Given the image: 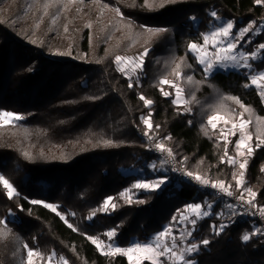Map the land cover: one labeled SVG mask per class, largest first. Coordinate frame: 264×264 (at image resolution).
Wrapping results in <instances>:
<instances>
[{"label": "trees", "instance_id": "trees-1", "mask_svg": "<svg viewBox=\"0 0 264 264\" xmlns=\"http://www.w3.org/2000/svg\"><path fill=\"white\" fill-rule=\"evenodd\" d=\"M148 4L0 0V110L25 117L0 125V173L20 193V198L8 200L0 185V219L9 209L16 213L14 222L0 225V264H24V244L39 250L43 258L55 251L69 264H129L123 254H103L86 236H105L116 228L117 242L129 246L134 239H147L161 230L183 205L202 202L206 196L209 202L215 199L211 192L170 173L172 181L163 191L141 192L142 202L123 200L121 191L139 177L134 170L148 169L159 159L146 150L142 114L153 112L151 122L160 125L156 136L162 140L170 134L171 139L163 142L180 161L187 158L183 164L188 170L225 183L232 181L234 169L220 164L223 139L207 124V116L221 113L236 120L244 109L226 97H238L251 110L244 115L252 119L255 138L264 139V120L258 119L264 117V103L258 91L243 87L247 81L236 71H217L205 80L193 56L186 54L187 43L202 42L190 16L204 19L216 10L241 27L264 17V5L254 0H148ZM181 10L188 15L175 24L164 22ZM141 25L167 31L153 34ZM146 47L151 51L144 57L139 86L133 83L130 89L115 56L140 54ZM178 78L191 113L161 94V87L166 88L161 80ZM141 93L154 101L150 109L138 98ZM254 150L243 179L264 206V147ZM228 151L233 153V144ZM108 196L114 197L116 210L104 214L99 208ZM23 197L60 206L58 211L77 231L61 215ZM219 209V204L213 207L215 213ZM232 219L212 215L199 220L194 235L200 248L191 258L202 264H264L261 226L255 228L251 222L255 219L243 215ZM212 224L217 230L220 224L228 227L216 234ZM244 234L249 241L242 240ZM205 239L208 245L202 244Z\"/></svg>", "mask_w": 264, "mask_h": 264}, {"label": "snow or ice", "instance_id": "snow-or-ice-1", "mask_svg": "<svg viewBox=\"0 0 264 264\" xmlns=\"http://www.w3.org/2000/svg\"><path fill=\"white\" fill-rule=\"evenodd\" d=\"M166 2H171V0H166ZM254 3L256 5H264V0H254ZM143 6H149L148 0H144ZM163 6L164 3H161L160 7ZM115 11L123 18V14L120 13L119 8H116ZM210 17V23H212L211 30L199 33V37L202 39L201 43L195 41L187 43L186 54H191L193 56L197 66L204 74L205 80L211 77L216 71H236L243 75L247 81L243 87L255 88L258 91V94L261 97H264V70H258L254 67L256 62L264 63V55H262L264 54V43L256 45L255 49L252 51L244 50L245 44H253L252 36H259L264 33V20H261L259 23L257 21H250L244 27H237V21L235 19L225 20L217 14L216 10L210 12ZM190 19L194 21L196 18L192 17ZM129 26H131V21H129ZM140 27L146 28V26L143 25ZM146 30L153 34L167 31V29L164 28H146ZM65 31H67L66 27ZM32 42L35 43V41ZM150 51L151 49L146 47L137 57L115 56L114 63L117 66V70L128 80V87L130 89L134 87L133 80L136 81V86H139V81L143 73V57ZM52 54L64 55V53ZM181 62L184 63L183 58H181ZM186 66L191 68V65ZM180 68L181 64H177L175 70L177 76L181 75L179 71ZM187 79L191 81L192 77L188 76ZM160 84H167L174 90L173 92H169L165 91L163 87L160 89L161 94L165 98H171L172 103L180 108L183 101L186 99L181 95L183 89L167 79L161 80ZM138 98L144 102L146 108L150 109L154 104V101L146 99L142 93ZM226 99L234 101L240 108L244 109V112L251 111L243 105L238 97L229 96L226 97ZM185 111L191 113V107L186 108ZM232 111L235 112L234 109ZM244 112L239 113V125L233 123L231 128L226 131L225 127L219 128L224 143V154L219 158L220 164H227L229 167L239 170L238 174L235 170L232 173V180L235 181V191L232 190L233 185L231 183L226 184L224 180H209L200 174H194L192 171H185L182 167L174 166L173 162L175 158L173 150L166 147L163 142V140L171 139L170 134L163 137L161 140L156 136V133L160 129V125H153L151 122L153 112L149 111L147 116L142 114L139 117L140 124H142L145 129L142 132V137L149 143L146 150L158 154V163L153 161L147 165L148 170L153 177L152 179L142 175L140 178L136 179V182L131 186V189H124L120 193V196L125 197L126 194L132 193L139 194L140 191L145 193L163 191L172 181L170 173H179L188 183L195 184L198 189H211L212 191L210 195L215 199L209 202V199L206 196L202 202L197 201L187 203L183 206L182 210H177V214L173 215L172 221L168 225H164L161 231L154 233L152 237L144 242L133 240L128 247H120L117 244L119 233L116 228L104 233L107 237V243L103 240H99L96 236L89 235L86 236V238L105 255H126L129 264H144V261H148V264H194V261L188 257L193 253L198 252L200 245L197 243H189V239L192 237V232L196 230V224L199 220L212 215L219 218L225 214L233 218L231 222H234L236 216L241 215H259L260 217H264V206L257 208L255 202L257 192L253 191L251 187H246V181L243 179L247 170L248 160L255 152L254 148L251 146L253 140L252 133L247 130L248 126L252 123V120L251 118L244 119ZM23 119H25V117L19 113L0 110V125H11ZM219 119L220 117L217 115H208L207 124L213 130H217V121ZM258 119L264 120V117ZM189 123H191V121H189ZM226 124L227 121H225V125ZM136 126L139 129L140 125ZM201 127L203 129L204 125H201ZM205 135H207V131H205ZM229 136L236 137L234 141L236 156L229 154L228 145L233 143V141L228 138ZM256 141V149L264 147V139H261L259 135H257ZM105 143L111 144L112 142L106 141ZM27 155L28 154L25 153V156ZM238 157L240 159H238ZM186 160L187 158L185 157L179 163L183 164ZM262 171H264V169H262ZM0 185H2L4 194L8 200L20 198V193L14 184L2 174H0ZM237 192H239V195L236 194ZM23 199L28 200V202L33 205H43L57 215H61L58 211L60 206L56 204L46 203L44 200L40 199H29L28 197H23ZM113 200V196L106 197L103 200L99 211L104 214H110L112 211H115L116 205L110 204ZM128 202L131 203L132 200L128 199ZM216 204L220 205V209L218 212L213 213L212 209ZM18 209L19 211L24 210L22 205H19ZM95 215L96 213L94 212L92 216L87 217V219L91 220ZM177 215L179 216V219H177ZM15 216L16 213L12 209H9L5 218L0 219V225H7L8 223L14 222ZM61 219L64 220L69 228L77 231V229L68 222L65 216H61ZM189 223L192 226L191 230H188ZM118 227L119 225L117 228ZM210 227L216 231V234H219V232L228 227V225L220 224L218 230L216 224H212ZM256 231L259 232L261 230L257 229ZM255 234L256 232L253 233V235ZM242 240L247 242L250 240V236L244 234ZM209 243L210 242L207 239L202 241L203 245H208ZM24 248L27 251L26 264H33V253L36 250L29 248L27 244H24ZM104 249H110V252H105ZM36 255L41 256V259H43L42 254L39 251H36ZM55 255V251H53L52 254L48 256V264H51ZM60 259L64 260V264H67L64 257H60Z\"/></svg>", "mask_w": 264, "mask_h": 264}, {"label": "rangeland", "instance_id": "rangeland-1", "mask_svg": "<svg viewBox=\"0 0 264 264\" xmlns=\"http://www.w3.org/2000/svg\"><path fill=\"white\" fill-rule=\"evenodd\" d=\"M210 14V13H209ZM188 14L185 12V11H183V10H181V11H178V12H176V13H174L173 15H171V16H169V17H167L166 19H165V21L164 22H167V23H171V24H175V23H177L178 22V20H180V19H182L183 17H185V16H187ZM193 16H190V18H192ZM220 17H222V16H220ZM196 19L193 21L192 19V21H193V28L195 29V31L196 32H199V33H204V32H207V31H209V30H211V28H212V23H210V21H211V17H205L204 19H202V18H197V17H195ZM225 20H227V18H225V17H223ZM261 20H264V17H260V18H258L257 20H253V21H257L258 23L261 21ZM238 27V26H237ZM241 27H244V26H241ZM252 40H253V44L252 45H248V44H245L244 45V50L245 51H252V50H254L255 49V47H256V45H258V44H260V43H264V33H262V34H260L259 36H252ZM197 43H201V42H197ZM140 54H125V55H121L122 57H137V56H139ZM262 55H264V54H262ZM145 57V56H144ZM144 57H143V61H144ZM122 66H126V65H122ZM254 67H256L258 70H264V63H262V62H256L255 64H254ZM217 72V71H216ZM223 72H225V71H223ZM214 74V73H213ZM141 80V79H140ZM169 81H172V80H169ZM172 82H174L179 88H181V89H183V92L181 93V95L183 96V97H185V94H184V88H183V86H182V84H181V80H180V78H178L177 80H173ZM133 83H136V81L135 80H133ZM139 83H140V81H139ZM165 86H166V88H165V91H169V86L167 85V84H165ZM172 89V88H171ZM173 90V89H172ZM174 91V90H173ZM186 98V97H185ZM262 99H263V103H264V97H262ZM189 107V102H188V100L187 99H185L184 101H183V103H182V106L180 107L181 109H183L184 111H185V109L186 108H188ZM212 115H217V116H219L220 117V119L217 121V124H218V129L216 130L218 133H219V136H220V138L222 139V137H221V133H220V131H219V128H221V127H225V131L227 130V129H230L231 128V126H232V124L233 123H235L236 125H239V123H240V117H238L236 120H232V119H230L229 117H227V116H225L224 114H221V113H215V114H212ZM244 119H249V118H247L245 115H244ZM252 120V119H251ZM225 121H227V124L225 125ZM247 130L248 131H250L251 133H252V136H253V140H252V142H251V146L254 148V146H255V144H256V138H255V136H254V133H253V129H252V123L248 126V128H247ZM229 139H231L232 141H233V153L231 154V155H233V156H236V152H235V149H234V141H235V139H236V137H231V136H229L228 137ZM261 139H263V138H261ZM166 145V144H165ZM166 147H169L168 145H166ZM170 148V147H169ZM173 153H174V151H173ZM175 154V153H174ZM176 155V154H175ZM177 157V156H176ZM177 159H178V157H177ZM238 159H240L239 157H238ZM178 161L180 162V160L178 159ZM152 163V162H151ZM181 166H182V168L185 170V171H190V170H188L185 166H184V164H180ZM235 171H237V174H238V169H234ZM134 172L136 173V174H139V177L138 178H140L142 175H145V176H147L149 179H152L153 177H152V175H151V173L149 172V170L148 169H136V170H134ZM194 174H197V173H195L194 171H192ZM1 174V173H0ZM137 178V179H138ZM209 180H214V179H209ZM136 182V180L131 184V185H129L128 187H126V188H128V189H131V186L134 184ZM228 183H231L232 185H233V188H232V190H234L235 191V181L234 180H232V181H230V182H228ZM228 183H226V184H228ZM126 188H124V189H126ZM123 189V190H124ZM122 190V191H123ZM121 191V192H122ZM254 191V190H253ZM141 192H143V191H140L139 192V194L141 193ZM238 193V192H237ZM236 193V194H237ZM139 194H135V193H132V194H126V196L125 197H122L123 198V200L125 201V202H127V203H129L128 202V199H131L132 200V202L131 203H135V202H140L141 200V198L139 197ZM245 195H247V194H245ZM255 202H257V198H255ZM110 204H115V201L113 200L112 202H110ZM257 204H258V202H257ZM184 206V205H183ZM183 206L182 207H180L179 209H183ZM212 211H213V213H215V211L212 209ZM61 214V213H60ZM175 214H177V211H176V213ZM61 216H65L64 214H61ZM223 217H226L227 219H230L231 218V216H229V215H227V214H225ZM177 219H179V216L177 215ZM172 221V218L170 219V221L169 222H167V223H165L164 225H168L170 222ZM252 223H253V225H254V227L255 228H258L259 226H260V224H259V222L258 221H255V220H253V221H251ZM163 225V226H164ZM197 225V224H196ZM191 224L189 223L188 224V230H191ZM111 230V229H110ZM161 230H162V228H161ZM161 230H159V231H161ZM159 231H156V232H154V233H157V232H159ZM264 231V230H263ZM154 233H152L150 236H148L147 237V239H134V240H139L140 242H144V241H146V240H148L150 237H152L153 236V234ZM96 237H98L99 238V240H103V241H105V243H107V237L106 236H100V235H96ZM189 243H197V244H199L200 242H199V240H197L196 239V237H195V235H194V232H192V237L189 239ZM117 244L120 246V247H128V246H122V245H120L118 242H117ZM130 246V245H129ZM34 250H36V249H34ZM36 251H39V250H36ZM36 251H34V253H33V264H48V261H47V258H48V256L49 255H51L52 254V252L46 257V258H43V259H41V256H37L36 255ZM104 251L105 252H110V249H104ZM40 252V251H39ZM199 252V251H198ZM41 253V252H40ZM197 253V252H196ZM42 254V253H41ZM55 257H54V259H53V261L51 262V264H64V260H62V259H60V257H64V256H62V255H59V254H57L56 252H55ZM195 253H193L192 255H194ZM191 255V256H192ZM126 256V255H125ZM191 256L190 257H188L189 259H191L192 261H194V264H202V263H199V261L197 260V258L196 259H193V258H191ZM42 257H43V255H42ZM127 257V256H126ZM64 259L67 261V259L64 257ZM26 261H27V255H26V257H25V259H24V264H26ZM67 264H69V262L67 261Z\"/></svg>", "mask_w": 264, "mask_h": 264}, {"label": "built area", "instance_id": "built-area-1", "mask_svg": "<svg viewBox=\"0 0 264 264\" xmlns=\"http://www.w3.org/2000/svg\"><path fill=\"white\" fill-rule=\"evenodd\" d=\"M158 142H159V141H158ZM148 146H149V143H148ZM152 153L158 156L157 153H155V152H152ZM174 158H175V159H174V162H173L174 166H176V167H182V166L180 165V163H179V161H178V159H177V157H176L175 154H174ZM169 167H171V166H169ZM175 174H176L179 178L184 179L183 177L180 176L179 173H175ZM184 180H185V179H184ZM185 181H186V180H185ZM190 184H192V183H190ZM192 185L195 186L196 188H198L195 184H192ZM200 190H202V191H209V192L212 191L211 189H200ZM237 195H239V192L237 193ZM256 205H257V208L260 207L259 204H257V202H256ZM243 216L250 217V218H253V219L257 220V221L259 222L261 228L264 230V217H260L259 215H256V216L243 215Z\"/></svg>", "mask_w": 264, "mask_h": 264}]
</instances>
